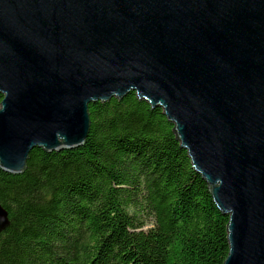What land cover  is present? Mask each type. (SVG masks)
I'll return each mask as SVG.
<instances>
[{
  "label": "water",
  "instance_id": "obj_1",
  "mask_svg": "<svg viewBox=\"0 0 264 264\" xmlns=\"http://www.w3.org/2000/svg\"><path fill=\"white\" fill-rule=\"evenodd\" d=\"M130 91L227 215L222 264H264V0H0L3 171L83 145L88 105Z\"/></svg>",
  "mask_w": 264,
  "mask_h": 264
},
{
  "label": "trees",
  "instance_id": "obj_2",
  "mask_svg": "<svg viewBox=\"0 0 264 264\" xmlns=\"http://www.w3.org/2000/svg\"><path fill=\"white\" fill-rule=\"evenodd\" d=\"M88 114L83 145L0 168V264H222L228 217L162 108L130 91Z\"/></svg>",
  "mask_w": 264,
  "mask_h": 264
}]
</instances>
